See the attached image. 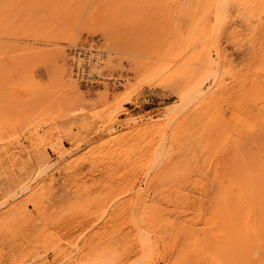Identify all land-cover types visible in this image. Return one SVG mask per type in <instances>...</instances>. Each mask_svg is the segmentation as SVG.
Segmentation results:
<instances>
[{
  "label": "rangeland",
  "instance_id": "rangeland-1",
  "mask_svg": "<svg viewBox=\"0 0 264 264\" xmlns=\"http://www.w3.org/2000/svg\"><path fill=\"white\" fill-rule=\"evenodd\" d=\"M0 264H264V0H0Z\"/></svg>",
  "mask_w": 264,
  "mask_h": 264
},
{
  "label": "bare ground",
  "instance_id": "bare-ground-1",
  "mask_svg": "<svg viewBox=\"0 0 264 264\" xmlns=\"http://www.w3.org/2000/svg\"><path fill=\"white\" fill-rule=\"evenodd\" d=\"M219 1H221V2H223V1H227V0H215V2L216 3H218ZM213 63V61L211 60V58H210V56L207 54V55H205V56H203L202 57V64L203 65H205V66H209V65H211ZM193 88V87H192ZM200 91H201V87H199L197 90H196V93L197 94H199L200 93ZM243 187V186H242ZM245 192V191H244ZM235 198H237V197H234V199ZM224 199V198H223ZM228 199V198H227ZM227 199H225L226 201H227ZM233 199V198H232ZM233 199V200H234ZM224 200V201H225ZM232 200V201H233ZM228 202H230L231 204H232V202H231V199L228 201ZM234 202V201H233ZM225 203V202H224ZM231 204H229V206L231 205ZM224 205V204H223ZM232 206V205H231ZM225 209H226V207H225ZM230 211V210H229ZM233 210H231V212H232ZM226 213H227V210L225 211ZM225 214V213H224Z\"/></svg>",
  "mask_w": 264,
  "mask_h": 264
}]
</instances>
